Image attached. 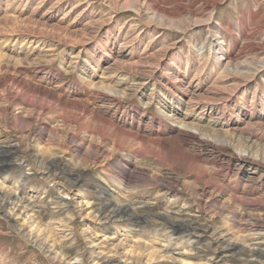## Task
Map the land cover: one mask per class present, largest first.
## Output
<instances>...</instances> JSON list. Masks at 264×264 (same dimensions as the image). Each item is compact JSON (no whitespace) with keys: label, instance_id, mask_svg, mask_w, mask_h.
Returning a JSON list of instances; mask_svg holds the SVG:
<instances>
[{"label":"rangeland","instance_id":"rangeland-1","mask_svg":"<svg viewBox=\"0 0 264 264\" xmlns=\"http://www.w3.org/2000/svg\"><path fill=\"white\" fill-rule=\"evenodd\" d=\"M145 1L0 0V147L14 145L0 181L23 203L0 209V264L264 250V0ZM74 177L81 204L62 194ZM104 200L148 219L95 215Z\"/></svg>","mask_w":264,"mask_h":264},{"label":"bare ground","instance_id":"bare-ground-1","mask_svg":"<svg viewBox=\"0 0 264 264\" xmlns=\"http://www.w3.org/2000/svg\"><path fill=\"white\" fill-rule=\"evenodd\" d=\"M147 1V3L151 6V11L153 12V14H157L158 12H160L161 10H162V8H160L159 7V5H158V2H157V0H146ZM145 1V2H146ZM144 2V1H143ZM145 5V4H144ZM159 7V8H158ZM158 11V12H157ZM3 20H5V19H3ZM13 28V27H12ZM57 28V27H56ZM49 29V28H48ZM59 29V28H58ZM62 30H63V28H62ZM64 31H65V29H64ZM61 32V31H60ZM52 33V32H51ZM62 33H63V31H62ZM72 33V32H71ZM70 33V37H71V34ZM69 34V33H68ZM74 36V35H73ZM64 37V36H63ZM70 39V38H69ZM230 52L231 51H229L228 53L230 54ZM2 54V53H1ZM3 55V54H2ZM1 58V57H0ZM6 58V57H5ZM228 58V57H227ZM230 59H231V57H229ZM234 58V57H233ZM14 59V58H13ZM12 59V60H13ZM229 59V60H230ZM246 59V58H245ZM228 60V61H229ZM17 61V60H16ZM116 61V60H115ZM231 61V60H230ZM3 62V61H2ZM6 62V61H5ZM20 62V61H19ZM1 63V62H0ZM4 63V62H3ZM2 63V64H3ZM5 64H8V62L7 63H5ZM21 64V63H20ZM1 65V64H0ZM22 65V64H21ZM12 67V66H11ZM3 68H4V66H3ZM107 68V67H106ZM16 69V68H15ZM18 74V73H17ZM21 74V73H20ZM170 74V73H169ZM25 75V74H24ZM8 76V75H7ZM18 76V75H17ZM18 78V77H17ZM3 79V82H9V80L10 79H14V78H11L10 76L9 77H5V78H2ZM1 80V79H0ZM22 80V79H21ZM104 80V79H103ZM122 80V79H121ZM7 82V83H8ZM12 82V81H11ZM10 82V83H11ZM13 83V82H12ZM23 84H22V88L23 89H28L30 86H31V83H28L27 82V80H25V82H22ZM14 84V83H13ZM18 85V84H17ZM21 85V84H20ZM99 85V84H98ZM97 85V86H98ZM33 86V85H32ZM39 86V85H38ZM100 86V85H99ZM98 86V87H99ZM19 87V86H18ZM34 87V86H33ZM38 87H36V89H37ZM40 88V87H39ZM38 88V89H39ZM101 88V87H100ZM31 89V88H30ZM114 89V88H113ZM40 90V89H39ZM114 90H116V89H114ZM120 90V89H119ZM124 90V89H123ZM21 91V90H20ZM23 91V90H22ZM25 91V90H24ZM26 91H28V90H26ZM25 91V92H26ZM109 91V90H108ZM112 91V90H111ZM186 91V90H185ZM37 92V91H36ZM36 92H34L35 94H36ZM46 92V91H45ZM113 92V91H112ZM114 92H116V93H118L117 91H114ZM50 93V92H49ZM122 93V92H121ZM27 93H25V95H26ZM29 94V93H28ZM48 94V93H47ZM115 94V93H114ZM193 94V93H192ZM38 94H36V96H37ZM49 95V94H48ZM51 95V94H50ZM191 95V94H190ZM27 96H30V95H27ZM55 96V95H54ZM53 96V97H54ZM92 96V95H91ZM46 97H49V96H47L46 95ZM56 97H58V96H56ZM59 98V97H58ZM58 98H57V100H58ZM188 98H189V96H188ZM47 99V98H46ZM60 99V98H59ZM62 99V98H61ZM36 100V99H35ZM75 100V99H74ZM190 100V99H189ZM52 101V100H51ZM63 101V100H62ZM76 101V100H75ZM68 102V101H67ZM66 102V103H67ZM72 102H73V100H72ZM82 102V101H81ZM80 102V103H81ZM85 102V101H84ZM189 102V101H188ZM54 103V102H53ZM59 103H62L61 101L59 102ZM70 103V102H69ZM75 103V102H74ZM87 103V102H86ZM9 104V103H8ZM64 104V103H63ZM73 104V103H72ZM71 104V105H72ZM76 104V103H75ZM85 104V103H84ZM65 105V104H64ZM70 105V106H71ZM74 105V104H73ZM81 105V104H80ZM48 106V105H47ZM66 106V105H65ZM88 106H89V104H88ZM64 107V106H63ZM85 107V106H84ZM81 108V107H80ZM82 109V108H81ZM86 109H87V107H86ZM72 110V109H71ZM91 110V109H90ZM94 111V110H93ZM82 112H84V111H82ZM86 112V111H85ZM90 112V111H89ZM87 114V113H86ZM91 114V113H90ZM94 117H95V115H93ZM91 119H92V117H91ZM96 119V118H95ZM100 120V119H99ZM98 120V121H99ZM105 120V119H104ZM18 121H19V119H18ZM102 121V120H101ZM185 123V122H184ZM191 123V122H190ZM110 124V123H109ZM112 124V123H111ZM180 124V123H179ZM183 124V123H182ZM186 124H188V123H186ZM195 124H193V126H191V128L192 129H196L197 130V132H198V134H201V135H205V134H208V133H204L205 131L207 132V130H205L204 132H201L200 130H202L201 128H197L196 126H194ZM104 126V125H103ZM110 126V125H109ZM188 126V125H187ZM190 126V125H189ZM43 127V126H42ZM111 128V127H110ZM185 128V127H184ZM235 128V127H234ZM39 129V128H38ZM40 129H41V131L42 130H44V128H41L40 127ZM112 129V128H111ZM236 129V128H235ZM235 129H233V130H235ZM37 130V129H36ZM115 131L117 130V128L116 129H114ZM119 130H120V128H119ZM199 130V131H198ZM39 131V130H38ZM118 132V131H117ZM120 132V131H119ZM122 133L124 132V133H126V130H122L121 131ZM38 133H40V132H38ZM41 133H43V131L41 132ZM115 133V132H114ZM128 133V132H127ZM129 134V133H128ZM132 134V133H131ZM185 134V133H184ZM190 134V133H189ZM188 134V135H189ZM116 135V134H115ZM136 135V134H135ZM187 135V136H188ZM191 135H192V133H191ZM176 136V135H175ZM178 136L180 137H182V138H184V136H183V133L182 132H179V134H178ZM177 136V137H178ZM186 136V137H187ZM190 137H192V136H190ZM133 138V137H132ZM139 138H141V137H139ZM145 138V137H144ZM169 136H168V140H169ZM136 139V138H135ZM149 139H151V138H149ZM137 140H138V138H137ZM140 140V139H139ZM148 140V139H147ZM171 140V139H170ZM83 141V140H82ZM133 141V140H132ZM152 141H155L153 138H152ZM208 141V140H207ZM72 142V141H71ZM200 142V141H199ZM220 142V140H218V139H214V141L212 142L213 144H216V143H219ZM73 143V142H72ZM84 143V142H83ZM210 143V142H209ZM61 144V143H60ZM79 144V143H78ZM81 144H82V142H81ZM206 144V143H205ZM222 144V143H221ZM72 149H74V148H72ZM12 151H14V145H9L8 147H0V171H2V170H4V168L6 167V166H8V163H7V154H9V153H11ZM245 152V151H244ZM75 154V153H74ZM79 154V153H78ZM249 154V153H248ZM247 154V155H248ZM73 155V154H72ZM247 155H245V154H243V152H241V153H239V155H238V157L240 158V159H242V161H245V160H248V156ZM95 158V157H94ZM83 159H85V158H83ZM250 159V158H249ZM257 161V160H256ZM50 163H49V165L47 166V168H54V167H56V166H54V162H53V160H50L49 161ZM255 164H257V163H255ZM76 176H78V175H76ZM76 177H74L71 181H66V183H67V185H68V187L67 188H64V191L62 192V194L64 195V196H68V197H70V199H75V197H79V201H78V203L79 204H81L82 203V200H84L83 198H85V196H83L82 195V199H81V197L79 196V191L78 190H72V188L73 187H75V185H76ZM120 184V183H119ZM121 185V184H120ZM16 186V185H15ZM122 186V185H121ZM109 188V187H108ZM106 189V190H104V195L105 196H110L111 195V193L112 192H110L109 190H110V188L109 189ZM10 188H8V190H9ZM17 189V188H16ZM15 189V190H16ZM15 190L14 191H12V193L11 194H7V193H4V191L6 192V187L4 186V185H2V182L0 181V209H2V208H7L9 211L6 213V216L7 217H10V215H11V210H13V209H11V208H8V206H10V207H12V208H16V206L17 205H19V204H21V205H23V203H21L22 202V198L21 197H19V196H17V194H16V192H15ZM111 191H112V189H111ZM8 192V191H7ZM10 192V191H9ZM113 194V193H112ZM113 196V195H112ZM59 198H55V199H52L51 200V204H54V205H57V204H59V202L62 200V197H60V196H58ZM104 197V196H103ZM58 199V200H57ZM110 199V198H109ZM70 204H71V201H68ZM89 203V202H88ZM85 205V204H84ZM25 207H29V205L28 206H22V208L23 209H25ZM26 210H27V208H26ZM139 211H140V209H138ZM29 211V210H28ZM108 212L109 211V216L111 217V219L113 218V219H115V218H122V217H128V218H133L135 221H139V222H144V221H146L147 219H148V216H143V215H141V213L139 212V211H137L135 208H133V207H131L130 205H127V206H120V205H116V204H114V203H112L110 200L108 201V200H104L102 203H101V205L97 208V210H96V212H95V215H98V216H103L104 215V213L105 212ZM142 211V210H141ZM92 213V212H91ZM178 213V212H177ZM179 214V213H178ZM182 214V213H181ZM180 214V215H181ZM165 218V217H164ZM167 219V218H166ZM161 220V219H160ZM180 222V221H179ZM162 223V222H161ZM131 224V223H130ZM171 226H173L174 228H178V227H182V228H184L185 229V231H188V232H192V234L194 235V237H197V238H199V237H201L202 236V233L201 232H199V231H196V230H194V228H189L187 225H183V224H180V225H178V227H176L174 224L173 225H171ZM21 227V226H20ZM124 231L125 230H123V233H122V235H124V236H126V233H124ZM189 233V234H190ZM191 234V236L193 237V235ZM105 237V236H104ZM109 237V236H108ZM106 238H107V236H106ZM113 237H110L109 239H112ZM134 241L135 240H137V239H133ZM130 241V243L132 242L131 240H129ZM92 243L94 242V241H91ZM139 244H141V243H139ZM144 245V244H143ZM209 246H210V244H208L206 247H202V248H196V249H194L195 251L194 252H188V251H181V252H176L175 254H177L176 256H175V258L174 259H176V260H180V262H182L181 264H196V263H194V262H192V261H190V258L191 257H194V258H196V257H208L209 258V262H210V260H212V261H214V262H212V263H215V264H219L222 260H224V257H232V256H234V257H236V258H240L241 256H245V253H246V250L244 249V247H239V248H237V247H235L233 244H227L226 245V248H225V250H226V254L225 255H219L216 251H211V252H208V248H209ZM139 245H138V242L136 243V242H133V244H129L128 245V249L126 250V253L129 255V256H131V257H133V256H136V254H137V250H139ZM144 247V249L147 251V255H148V257L150 258V257H152V254L153 253H155V250L151 247V246H148V245H145V246H143ZM143 249V248H142ZM142 252V251H141ZM145 252V251H144ZM207 254H209V256H207ZM247 254L250 256H252L253 258H251V259H248V258H246V259H243L242 260V263L241 264H257V261L259 260V259H263L264 260V250H261V248L260 247H254V248H251V249H249V251L247 252ZM65 255V254H64ZM108 258V257H107ZM104 259V261L105 262H107V264H109V259ZM245 258V257H244ZM100 259V258H99ZM126 259V258H125ZM124 260V259H123ZM208 261V260H207ZM123 262L124 261H119V263L120 264H123Z\"/></svg>","mask_w":264,"mask_h":264}]
</instances>
